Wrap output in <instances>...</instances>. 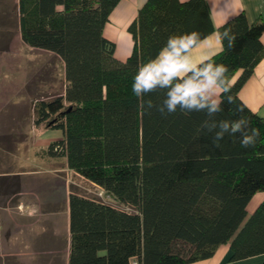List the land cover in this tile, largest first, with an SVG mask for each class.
<instances>
[{
    "label": "trees",
    "instance_id": "obj_1",
    "mask_svg": "<svg viewBox=\"0 0 264 264\" xmlns=\"http://www.w3.org/2000/svg\"><path fill=\"white\" fill-rule=\"evenodd\" d=\"M119 0H18L19 30L29 46L54 53L64 66V91L34 104V123L63 137L43 153L100 187L119 208L96 197L68 195V264H187L228 243L230 259L264 254V119L240 99L239 88L264 57V20L243 12L215 27L207 0H146L129 23L130 55L114 56L103 26ZM230 30L234 46L210 57L229 68L234 104L217 119L241 115L260 131L254 147L226 135L217 146L198 131L203 112L162 115L139 107L132 93L138 65L153 58L171 34ZM160 104L164 92L144 97ZM243 108L238 112L237 108ZM264 264V261L261 262Z\"/></svg>",
    "mask_w": 264,
    "mask_h": 264
},
{
    "label": "crops",
    "instance_id": "obj_2",
    "mask_svg": "<svg viewBox=\"0 0 264 264\" xmlns=\"http://www.w3.org/2000/svg\"><path fill=\"white\" fill-rule=\"evenodd\" d=\"M145 1L119 0L103 26V35L114 42V56L121 61L133 47L128 25ZM207 4L215 27L240 12L249 23L264 20V0H207ZM5 24H0V28L4 27L0 32V264H68L69 179L59 172L73 170L67 167L65 157L43 153L49 143L63 137L62 129L34 123L35 101L64 91L63 62L53 52L29 46L22 40L18 13L14 30ZM216 32L208 34L193 50L195 59L210 57L219 51ZM14 48L15 51H10ZM42 51L44 61L36 57ZM46 60L59 64L61 72ZM239 74L240 70L232 81ZM238 95L251 111L264 114V57L243 82ZM262 202L264 190L254 193L247 202V216ZM61 204L65 207L62 219L59 217ZM230 254L229 244L223 243L210 257L187 264H261L264 261V254L237 260H231Z\"/></svg>",
    "mask_w": 264,
    "mask_h": 264
},
{
    "label": "clouds",
    "instance_id": "obj_3",
    "mask_svg": "<svg viewBox=\"0 0 264 264\" xmlns=\"http://www.w3.org/2000/svg\"><path fill=\"white\" fill-rule=\"evenodd\" d=\"M207 38H202L198 31L171 34L155 57L137 67L133 77L132 93L139 100V107L144 111L155 108L162 115L175 113L178 109L184 113L203 112L206 118L198 131L212 134L213 142L226 135L237 137L242 148L254 147L260 137V131L251 127L250 119L241 115L235 120L217 119L223 112V105L234 104L231 95L232 81L227 75L229 68L222 63H215L212 57L197 60L193 50L198 48ZM219 52H223L224 41L227 48L234 46L236 35L230 30L215 33ZM264 43V35L260 37ZM157 91L164 92L160 104H154L144 97ZM238 107V112H243ZM262 119L264 114L257 113Z\"/></svg>",
    "mask_w": 264,
    "mask_h": 264
},
{
    "label": "rangeland",
    "instance_id": "obj_4",
    "mask_svg": "<svg viewBox=\"0 0 264 264\" xmlns=\"http://www.w3.org/2000/svg\"><path fill=\"white\" fill-rule=\"evenodd\" d=\"M4 12H6V15L4 14ZM17 13H18V0H0V24L2 23V25H6L5 23H7L10 26V28L13 29L14 28L13 25L15 23ZM2 28L4 27L0 28V32L3 31ZM10 33L12 35L13 31ZM11 50L13 52L15 51V48L10 49V51ZM0 52H1V49H0ZM43 53L44 51H42L40 55H37L36 57L44 61L45 55ZM46 61L47 63H50L51 65L53 64L54 70H56L58 73L61 72V67L59 66V64L54 63L55 61L53 60H51V62L50 60H46ZM57 83L59 84V81ZM61 164L62 162L61 160H59V165ZM59 175L64 176L67 180L69 179L67 183H68L70 191L72 190L76 193H79L85 196L96 197L102 200L103 202L110 203L122 209L130 210L129 207H126L116 202L109 195H107L100 187L94 185L93 183L81 177L77 173H74V171L73 172L72 171H62V172H59ZM64 210H65L64 205L63 204L59 205L60 219H62L61 217L63 215ZM60 227H63V225H61Z\"/></svg>",
    "mask_w": 264,
    "mask_h": 264
},
{
    "label": "built area",
    "instance_id": "obj_5",
    "mask_svg": "<svg viewBox=\"0 0 264 264\" xmlns=\"http://www.w3.org/2000/svg\"><path fill=\"white\" fill-rule=\"evenodd\" d=\"M134 264V263H133Z\"/></svg>",
    "mask_w": 264,
    "mask_h": 264
}]
</instances>
